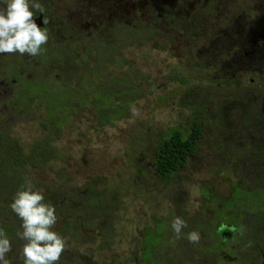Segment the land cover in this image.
<instances>
[{"label": "rangeland", "instance_id": "1", "mask_svg": "<svg viewBox=\"0 0 264 264\" xmlns=\"http://www.w3.org/2000/svg\"><path fill=\"white\" fill-rule=\"evenodd\" d=\"M113 1L42 0V4H53L61 19L77 26L84 25L88 30V26L91 27L87 25L89 22L109 19L107 13L104 14L99 9L103 8L102 5L108 7L107 4ZM122 1L128 5L138 2L147 5L146 1L149 0ZM156 1L175 8L176 19L185 15V23L180 21L167 25L164 30H159V38L154 42L133 46L125 51L124 56L128 62L150 76V87L147 89L151 91L148 96L134 105L135 114L132 111L128 119L101 130L92 127L93 118L85 113L86 111L78 113L74 124L67 127L55 143L58 153L63 156L62 159L53 161L45 172L30 175V179L36 175L31 182L36 189L43 191L45 188H53L50 182L59 178L64 186L63 190L71 195L70 191L73 189L87 185L97 187L98 190L107 188L115 195L114 199L117 201L114 200L112 216L108 219V236L111 237L109 247L105 236L99 237L104 240L100 242L92 239L90 233L77 236L78 233L73 232L71 235L77 236L81 242L95 241L92 246L94 254H99L105 244L108 251L103 254V258L108 260L109 264H134L132 260L137 258L138 249L141 248L137 245L139 234L145 229L153 230L154 227L159 232L164 229L162 223L168 226L169 233L173 235L168 243V247L174 250L171 254L174 258L172 264H184L182 259L185 257V264L209 262L211 254L206 253L215 249L223 254L234 253L226 245L232 243L234 246L232 241L226 244L210 243V248L206 249L209 238L205 223L232 226V229L236 230L234 240H238V247L235 253L237 258H241L240 264H260L258 250L246 244L245 239L248 240L249 237L242 236L239 239V226L233 218L235 208L231 204H227L225 212L217 213L212 219L214 213L209 205L206 204L207 210L204 213L201 211L205 209L203 190H218L216 193L226 198L232 193V184L246 186L250 184V178L256 177L252 172V163L256 164L259 158L242 151L236 135H232L228 125L220 128L219 123L225 117H232L236 130L242 131L238 117L245 116L248 111L247 104L252 100L253 94L259 96L264 93V86L257 89L261 78L254 76L251 71H242L232 76V70L222 68L221 63L224 60L227 63L230 58L226 55L227 51L233 50V40L220 45L217 42L214 47L209 43L219 39L225 32L227 36L235 39L239 36L237 31L244 30L242 26L253 29L255 24L264 23V1L207 0L213 5L212 9H205L206 19L202 18L208 25L196 20L195 17H200L199 9H190L185 13L182 8L177 9L180 0H154ZM153 9V6H150L143 11L145 19L153 14ZM179 11L183 15L178 13ZM90 16L94 18L89 19ZM18 57L22 55L0 54V71L7 62L15 61ZM25 57L17 60L19 65L28 67L30 71L35 61L33 57ZM252 79L255 80L253 85L250 83ZM8 100V94L0 89V130L10 129L12 136L19 139L21 145L29 146L38 138V123L30 120L31 115H20L12 110ZM185 101H188L186 106ZM235 103L238 105L234 107ZM204 108L206 112L203 111ZM34 111L35 107L31 113ZM192 116L202 124V139L197 146L196 155L188 159L187 165L175 174L170 185L163 184L148 165L156 150L157 140L172 128H190ZM237 150L242 153L239 167L242 172L247 173V178L242 180L241 184L235 173L225 172L229 158L226 153L230 156L231 152ZM261 189L264 190L261 186H253L250 189L252 192L247 193L250 204L256 197L253 192ZM184 204L185 218L180 209ZM253 209L256 210L255 213H249H253V217L248 216L247 219L249 223L252 221V227L257 230L254 238L262 240L264 219L255 218L263 215V208L254 205ZM242 212L244 215L240 225L241 229L245 230L248 229L244 219L246 210L243 209ZM177 216L187 224L179 239L175 237L171 227L173 219ZM78 225L80 227V224ZM192 231L199 233L198 243H191L187 239L188 233ZM200 231H203L204 235ZM145 239L149 240L151 245L162 241L159 237L146 236ZM79 251L85 252V248L79 247ZM64 256L68 254L65 253ZM143 258L150 264V257ZM154 258L159 260L162 256L156 255ZM220 258L223 259V255H220ZM221 259L215 264H223Z\"/></svg>", "mask_w": 264, "mask_h": 264}, {"label": "trees", "instance_id": "2", "mask_svg": "<svg viewBox=\"0 0 264 264\" xmlns=\"http://www.w3.org/2000/svg\"><path fill=\"white\" fill-rule=\"evenodd\" d=\"M186 1L189 3L188 7ZM150 6L154 8L153 14L146 19L142 12L133 11L128 7L125 9L123 7L124 10H115L118 5H114L109 9L116 19L98 22L94 20L89 22L88 25L91 27L88 26V30L63 19L62 29L61 25L57 28L58 35L54 34L56 29L48 25L44 27L48 30V42L42 47L41 54L34 57L35 65L31 68L32 70H28L32 77L17 79L9 98L12 110L20 115H31L30 120L38 123V138L29 146H24L19 139L12 136L10 129L0 130V183L5 187L0 188V191H6L9 196L11 194L14 197L19 190L15 188L17 184L31 181L36 175H33L31 179L30 175L43 173L53 161L61 160L63 156L58 153L55 143L67 127L74 124L78 113L86 111L85 113L93 118L92 127L101 130L128 119L134 105L148 96L151 91L147 89L150 87V76L132 66L133 64L124 56L125 51L133 46H143L154 42L159 38V30L161 28L164 30L167 25L180 21L185 23V15L179 19L174 18L175 8L164 6L163 2L150 0L145 10ZM184 6L187 10L183 9ZM102 7L99 10L103 12L104 6ZM212 7L213 5L207 0H180L177 9L182 8L185 11L199 9L200 17H195L196 20L208 25L202 18L206 19L205 9H212ZM178 13L183 15L181 11ZM93 18L89 17V19ZM9 73L8 77L14 79L19 75L16 70H11ZM187 104L188 101H185V106ZM34 107L35 111L31 113ZM203 111L206 112V108ZM249 117L250 115L246 113L243 117L244 123H247ZM201 127L202 124L192 116L190 128L180 126L172 128L164 137L157 140L151 165L154 174L162 180L163 184L170 185L180 168H184L188 159L196 155L197 146L202 139ZM134 150L133 147L132 151ZM56 181H58L57 178L52 180L53 183ZM59 182L61 184L56 187L53 185V188H47L44 194L46 203L52 204L59 196L58 186L61 193L64 191L60 179ZM254 182L259 185L257 180ZM89 189L86 196H83L82 190L79 189V194L74 195L72 204L67 207L70 217L67 221L69 229H72L70 224L77 228H80L78 224L86 227L89 216L99 220L98 217L104 215L107 222L112 216L111 208L117 201L114 199L115 195L107 188L98 190L97 187H90ZM206 192L203 190L204 196ZM253 193H256L257 197L259 191ZM89 197L94 200L93 204L88 205ZM256 197L250 204L246 193L236 192L231 199L222 204L221 209L216 210V214L225 212L227 204L235 208L233 218L236 220L243 217V209L246 210L245 213H255L254 205L260 209L263 208L264 212V201L257 202ZM81 203L84 206L83 209L80 208ZM88 207L93 209L92 213ZM177 210H179L178 206ZM16 216L14 213V219L0 217V229L17 228L13 225ZM98 227L102 230L100 225ZM106 230H109V223L106 225ZM159 233H168L167 228ZM80 234L78 233L77 236ZM7 235L9 236L8 233ZM104 239L109 247L111 237L105 236ZM76 240L81 243V239L76 238ZM262 244L259 254L260 264H264V242ZM137 245L141 247L138 251H143L151 246V242L145 239ZM101 252L102 249L99 254ZM166 252L168 254L174 250L170 248ZM220 255L225 254L217 250V258H220ZM170 260L172 261L173 258L170 257L168 260L163 257L159 260L154 258L150 264H168ZM142 261L148 260L143 258Z\"/></svg>", "mask_w": 264, "mask_h": 264}, {"label": "flooded vegetation", "instance_id": "3", "mask_svg": "<svg viewBox=\"0 0 264 264\" xmlns=\"http://www.w3.org/2000/svg\"><path fill=\"white\" fill-rule=\"evenodd\" d=\"M38 2L41 3L45 11L44 13H37L35 15V22L41 28H44L46 25H48L51 28L56 29L54 34L58 35L59 31L57 30V28L59 25H61V29H62L63 25H62V19L57 14L56 8L51 3L43 5L42 0H38ZM149 2L150 0L146 1V4L149 5ZM186 3L188 7L189 6L188 1H186ZM114 5H118V7L115 10H124L125 7H128L129 9L133 11L137 10L138 12H142V13L145 10V7L147 6V5L141 4V2L128 5L122 0H119V1L114 0L113 2L107 4L108 7L104 6L103 13L104 14L107 13L109 17L108 21L116 19V16L109 9L113 7ZM183 9L187 10L186 7H183ZM44 17L48 19V23L46 25H44L43 23ZM83 26L84 25H81V27L85 29ZM254 26L255 27L253 29H250L248 27L245 28L244 26H242L244 30L243 31L240 30L239 32L237 31V33H239V36L236 37L235 39H232L230 36H227L226 32L222 33L219 39L215 40L214 42L213 40H211L209 45L210 44L216 45L217 42H220L218 43L220 45L223 42L227 43L233 40V44H234L233 50H231L230 52L227 51L228 53L226 55L227 57H230V58H228L229 60L227 63H226V60H224V62L221 63L222 68L225 69L227 67L228 69L232 70V76H235V74L241 73L242 71L253 72L254 76L261 78V81H259L257 84V89H262L264 86V24L259 22L258 25L255 24ZM1 55H7V54H1ZM23 58H26L25 55L22 57L16 58L15 61L7 62L3 66L2 70L0 71V75H1L0 89L3 90V93L8 94V99L12 95L13 84L17 79L22 78V77L23 79H29L30 77H32L29 74L28 67H23L19 65V61L17 59H23ZM33 60H34V57H33ZM12 64H14V66H12ZM11 70H16L19 73V75H17L18 76L17 78L14 79V78L8 77L10 76L9 72ZM254 81L255 80L252 79L250 80V83H252L253 85L255 83ZM8 101L10 102V100ZM9 105L11 104L9 103ZM236 105L237 103L234 104V107ZM247 108H248L247 113L251 117V118L250 117L248 118V120L251 119L249 124H247L248 120H247V123H244V118H243L244 116L238 117V119L241 122L242 131L236 130V125L232 117H229V118L225 117L224 120H220L219 127L223 128V126L227 124L228 125L227 127L231 131L232 135H236V138L239 141L242 151L246 153H250L253 156H257L259 158L256 164L252 163V166H253L252 172H254V176L256 177L250 178L251 182L250 184L246 186L237 185L236 183L232 184V187H231L232 193H230L226 198L220 197L216 193L218 190H214V192H209L208 190H206L207 192L205 196L203 195V199L205 201V209L202 210L201 212L204 213L207 210L206 204H208L212 210V213H214L211 219L213 218V216L216 215V210L221 209L222 204L225 203L227 200L231 199V197L236 192L242 191L247 194L250 192V189L253 186L261 185V188H264V93H261L259 96H256L255 94H253L252 100L250 101L249 104H247ZM241 154L242 153L240 150H237L236 152H231L230 156L229 154L226 153V156L229 157L227 161L228 168L226 171L224 170L227 174L232 173V172L235 173L237 176V180L240 181V184L242 180L247 178V173H245L244 171L242 172L239 167V164H240L239 158ZM148 165L153 170V166L151 165V163H148ZM57 179L58 181L54 183L50 182V184L52 186L54 185V187L61 184L59 182V178ZM255 180H257V184L259 185H256V183L254 182ZM26 182L24 181L22 182V184L20 183L17 184L15 188L20 189L21 185L25 184ZM90 187L91 186L87 185L83 188H80L82 190L81 194L83 196H86L88 190H90L89 189ZM0 188H5L2 183H0ZM59 189H60V186L57 187L59 196L52 202V205L55 208V212L57 216V222L53 230L56 231L58 234H60L62 237H65L67 239V246H66V250L61 255V258L57 262V264H96V262L98 264H109V261L103 258L104 257L103 254L108 251V249L105 247L104 244L102 246L103 249H102L101 254H94V249L92 248L95 241H99V240L100 242L104 241L101 238H99L100 236L108 237L109 230H106V225H108L106 217L102 215L101 217H98L99 220H97V218L89 216L86 220L87 221L86 227H81L80 225V228H77L76 226H73L72 224H70V228L72 229H69L68 227L69 223L67 221L69 220L70 217H69V211L67 210V207L69 206V204H72L74 195L79 194L78 193L79 189H73V191H70L72 192V195L70 193H67V191H62L61 193ZM46 190L48 189L45 188L43 190V194L46 193ZM257 191H259V194L262 196L263 199L261 198V196L257 195L256 201L257 202L258 200L264 201V190L261 189ZM87 201H88V205L93 204L94 202V200L91 199L90 197L87 198ZM12 202H13V196L11 194L9 196L6 193V191H0V217L5 216L7 218L11 217L12 219H14L13 218L14 212L12 211L10 207ZM83 207L84 206L81 203L80 208L83 209ZM88 209L90 210V213L93 212L92 208L88 207ZM181 210L183 213V218H185V215H186L185 204L181 206ZM211 210L209 212H211ZM249 213L251 212H247L246 213L247 216L245 215L244 217L245 222L248 225V229H245V230L241 229L240 223H241L242 218L236 220L239 225V232H240L239 239L242 238V236H244L245 238L249 237L248 240L245 239V241H247L246 244L255 247L258 250V253L260 254V248L263 245L262 243L264 242V240L263 239L256 240L254 238L257 234V230L254 227H252L253 226L252 221L249 223L247 219L248 216H250L251 218L253 217L252 216L253 213L252 215H250ZM258 217H260L261 219H264V212H263V215L257 216L255 220H257ZM13 223H14L13 225H15L17 228H13L10 230H4L6 235L7 233L9 234V236L7 235V237L10 239V242H11V251L7 253L6 259L10 261V264H23L22 249H23L24 241L21 240L17 236V231L18 230L22 231L21 229L22 221L20 220V218L17 217L13 221ZM162 224H163V227L167 228V231H168V226L164 223ZM205 224L208 227V228H205V230L208 232L207 237L209 238V244H207V246L205 245L206 249L208 250L210 248V243L215 244L219 242L220 244H222L221 242H225L226 244L229 241H232L234 246H232V243H228L226 245L229 246L230 249L234 253L233 254L227 253L223 255V259H221V258H217V249L213 251L211 250V252L206 253L207 255L211 254V256L209 257V262L205 261L202 264H215L217 260L219 259L222 260L223 264H240L241 258L240 257L237 258V255L235 253L236 248L238 247L236 244V241L238 240L236 241L234 240V237H236V230L232 229V226H224V225H221V223H217L214 225H209L207 223ZM99 225H101L102 230L99 229L98 227ZM73 232H75V234L76 233H81V234L90 233V237L92 239L95 238L94 239L95 241L93 242V241L88 240V241H83L81 243H78L76 238L71 236ZM200 232L202 233V235H204L203 231H200ZM139 235H140L139 236L140 240L138 242L140 243L144 242L146 236H149L151 238L159 237L162 239V241L159 242V244H156L157 246L152 243L153 245H151L147 250L139 251L137 258L135 260H132L134 264H136L137 262L138 264H148L146 261H142L144 256L148 258L150 257L149 258L150 261L154 260V257L156 255H160L166 260H168V258L171 257V254L173 252L172 253L168 252V254L166 252V251H169L171 248V247H168V243L171 241L172 236H173L169 233V231L168 233L162 234V233L157 232L154 227L153 230L151 229L143 230V232L140 233ZM210 236H213V238H210ZM79 247L85 248V252L79 251ZM65 253H67L68 256H64ZM185 258H183V261H182L184 264H185ZM173 260L172 261L170 260V262H167V263L172 264ZM191 264H195V262H192Z\"/></svg>", "mask_w": 264, "mask_h": 264}, {"label": "clouds", "instance_id": "4", "mask_svg": "<svg viewBox=\"0 0 264 264\" xmlns=\"http://www.w3.org/2000/svg\"><path fill=\"white\" fill-rule=\"evenodd\" d=\"M44 11L38 0H0V54L40 55L42 47L48 42V30L37 25L35 15ZM43 23H48L46 17ZM132 111L135 114L136 109ZM10 207L22 221V231L18 230L17 236L24 241L23 264H57L66 250L67 239L53 230L57 222L55 208L45 202L43 191L27 181L15 193ZM171 227L179 239L187 224L177 216ZM187 239L198 243L199 233L192 231ZM10 251V239L0 229V264H10L6 259Z\"/></svg>", "mask_w": 264, "mask_h": 264}]
</instances>
